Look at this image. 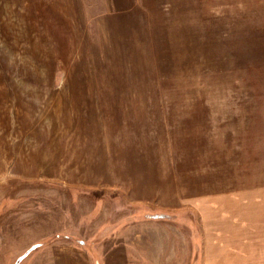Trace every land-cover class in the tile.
<instances>
[{
  "label": "rangeland",
  "instance_id": "1",
  "mask_svg": "<svg viewBox=\"0 0 264 264\" xmlns=\"http://www.w3.org/2000/svg\"><path fill=\"white\" fill-rule=\"evenodd\" d=\"M257 12L264 0H0V264H104L145 213L168 238L131 264H264Z\"/></svg>",
  "mask_w": 264,
  "mask_h": 264
},
{
  "label": "crops",
  "instance_id": "2",
  "mask_svg": "<svg viewBox=\"0 0 264 264\" xmlns=\"http://www.w3.org/2000/svg\"><path fill=\"white\" fill-rule=\"evenodd\" d=\"M241 13L237 19H240V18L242 19L245 16L244 13L242 14ZM256 16H257L256 21L252 23L250 28L247 27V30L251 32V28H252V33L256 35V38L258 37L256 44H257V47H260V48L256 49L255 53L259 55V52H261V54L264 53V15H262V13L257 12ZM228 20H229V17H228ZM230 22L224 26L225 32H227L229 29L231 30L234 29L233 23L230 24ZM135 217L136 216H134L133 219H131V221L128 222V225L121 231L119 235H114L112 237V240L115 237L114 241L116 245L121 246L125 250L124 251L110 250V251L101 253L103 260L106 259L107 261L104 264H131V261H133L134 259L141 258V257L148 258L149 255H148V252L146 251V246H151L153 242H157L158 240H160L158 241V244H161V245L165 244L162 241L166 240L168 237H166L163 234L164 232H161L165 230V228L163 227L165 225H168L165 220L157 219L153 217L152 215H149L146 213L141 215L138 218H135ZM153 233L159 234L158 238L156 237L153 238L152 235H156ZM164 249H165V246H164ZM173 250L174 251L171 252V255L169 257L167 256L166 251L164 252L168 259L175 260V258L177 257V251H175L176 249H173ZM164 253H162V255H164ZM55 256H56L55 254H52L48 257V261L50 264H55L54 262L56 259ZM63 256H64L63 257L64 259L71 261L69 262V264H76V262L73 263V261H78V260L81 261L84 259H85L84 264H89L88 259L90 258L87 256V254L85 256L84 254L79 253V252H74V253L70 252V253L63 254ZM211 259H213V261L210 263L208 259L206 264H232L231 257L229 255L226 257V254H224V257H221V256L219 258L212 257ZM108 260H111L113 262L110 263L108 262ZM244 261L245 262H242V260L239 259V264H247L246 259Z\"/></svg>",
  "mask_w": 264,
  "mask_h": 264
},
{
  "label": "bare ground",
  "instance_id": "3",
  "mask_svg": "<svg viewBox=\"0 0 264 264\" xmlns=\"http://www.w3.org/2000/svg\"><path fill=\"white\" fill-rule=\"evenodd\" d=\"M5 117V116H4ZM6 118V117H5ZM8 118V117H7ZM4 121V120H3Z\"/></svg>",
  "mask_w": 264,
  "mask_h": 264
}]
</instances>
